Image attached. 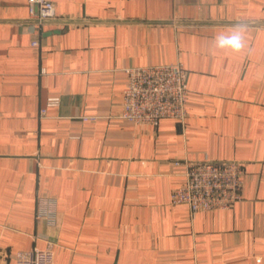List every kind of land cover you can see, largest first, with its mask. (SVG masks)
Masks as SVG:
<instances>
[{"label":"crops","instance_id":"0c3cea01","mask_svg":"<svg viewBox=\"0 0 264 264\" xmlns=\"http://www.w3.org/2000/svg\"><path fill=\"white\" fill-rule=\"evenodd\" d=\"M53 1L38 26L0 0V264L49 243L55 264H264V0ZM177 62L184 122L119 116L127 68ZM204 159L241 161L243 198L193 217L171 193Z\"/></svg>","mask_w":264,"mask_h":264},{"label":"built area","instance_id":"2783aa9c","mask_svg":"<svg viewBox=\"0 0 264 264\" xmlns=\"http://www.w3.org/2000/svg\"><path fill=\"white\" fill-rule=\"evenodd\" d=\"M30 18L36 25H44L56 18L53 0H28ZM38 45L37 40L32 42ZM128 79L123 90L119 116L138 125H158L163 118L184 122L188 115L189 84L187 70L182 62L161 65L133 66L126 69ZM59 97H50L47 107L57 106ZM42 114L46 110L42 109ZM185 183L171 193V202L187 204L194 217L201 211L230 209L243 198L244 165L236 159L185 160ZM38 218L49 224L56 222L57 200L38 199ZM15 264H55L52 243L44 248L34 247L18 251Z\"/></svg>","mask_w":264,"mask_h":264},{"label":"clouds","instance_id":"9594fccd","mask_svg":"<svg viewBox=\"0 0 264 264\" xmlns=\"http://www.w3.org/2000/svg\"><path fill=\"white\" fill-rule=\"evenodd\" d=\"M235 39V38H234Z\"/></svg>","mask_w":264,"mask_h":264}]
</instances>
